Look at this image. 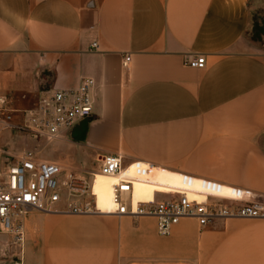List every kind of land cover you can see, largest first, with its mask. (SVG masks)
<instances>
[{
    "label": "crops",
    "instance_id": "0c3cea01",
    "mask_svg": "<svg viewBox=\"0 0 264 264\" xmlns=\"http://www.w3.org/2000/svg\"><path fill=\"white\" fill-rule=\"evenodd\" d=\"M258 22L264 0H0V92L27 110L92 78L93 115L46 159L83 176L98 154L121 156L264 203ZM192 55L206 68L184 66ZM57 209L25 220V264H264V220L183 219L161 236L154 217Z\"/></svg>",
    "mask_w": 264,
    "mask_h": 264
},
{
    "label": "built area",
    "instance_id": "2783aa9c",
    "mask_svg": "<svg viewBox=\"0 0 264 264\" xmlns=\"http://www.w3.org/2000/svg\"><path fill=\"white\" fill-rule=\"evenodd\" d=\"M91 48L97 51L98 43H93ZM131 64L132 54H124L123 70L129 71ZM184 66L205 69L206 57L189 56ZM95 89L96 81L92 78L82 79L74 89L51 88L43 91L35 106L27 110L14 109L9 97L0 92V235L11 236L17 246L12 264H25L24 223L31 213L55 212L59 205L65 204L64 212L70 214H101L95 210V201L81 202L90 195L91 181L96 173L117 179L115 214L154 217L161 236H169L172 228L183 219H194L201 228L225 219L264 220V203L252 201L251 192L242 188L199 179L211 189L190 191L191 197L188 190L156 193L166 197L157 199L155 196L151 202L135 205V182L151 174L153 166L150 164L141 161L125 164L121 156L98 154L97 168L82 176L43 157L42 149L14 150L4 142V135L14 131L44 147L70 142L71 131L93 115ZM185 177L195 181L191 176Z\"/></svg>",
    "mask_w": 264,
    "mask_h": 264
},
{
    "label": "bare ground",
    "instance_id": "6f19581e",
    "mask_svg": "<svg viewBox=\"0 0 264 264\" xmlns=\"http://www.w3.org/2000/svg\"><path fill=\"white\" fill-rule=\"evenodd\" d=\"M189 181L185 175L170 172L162 168L153 167L148 177H142L134 185V204L151 202L155 199L156 193L176 192L178 190H188L189 196H193L190 191H203L211 189L206 183L199 179ZM117 179L101 173H96L91 181L90 195L94 198L95 210L101 214H114L117 208L115 203V186ZM225 191V190H224ZM215 193H218L215 191ZM225 192H222V194Z\"/></svg>",
    "mask_w": 264,
    "mask_h": 264
},
{
    "label": "rangeland",
    "instance_id": "374dc122",
    "mask_svg": "<svg viewBox=\"0 0 264 264\" xmlns=\"http://www.w3.org/2000/svg\"><path fill=\"white\" fill-rule=\"evenodd\" d=\"M251 40L254 43L258 44L260 52L264 54V26H260L259 22L256 28L254 29ZM3 139L4 142H8L9 147L14 150L37 147L39 150L42 149L43 157L49 159L65 155L63 148H61L60 146L51 145L44 147V145H36L27 137V135L23 133L21 134L17 131L7 132L4 135ZM88 163V169L97 168L96 161L89 160ZM87 179L90 180L89 177H87ZM83 201L93 203L94 200L93 197L88 194L85 198L81 200V202ZM91 208L93 209V205ZM16 252L17 246L14 243V239L9 235H0V264H12V259Z\"/></svg>",
    "mask_w": 264,
    "mask_h": 264
}]
</instances>
